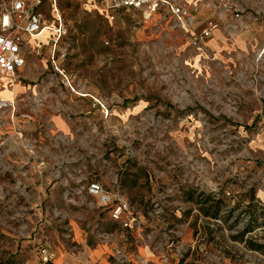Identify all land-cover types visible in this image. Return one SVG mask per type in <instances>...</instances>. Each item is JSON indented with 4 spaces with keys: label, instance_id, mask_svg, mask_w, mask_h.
Returning <instances> with one entry per match:
<instances>
[{
    "label": "rangeland",
    "instance_id": "1",
    "mask_svg": "<svg viewBox=\"0 0 264 264\" xmlns=\"http://www.w3.org/2000/svg\"><path fill=\"white\" fill-rule=\"evenodd\" d=\"M176 1L193 24L58 1L72 86L44 42L8 92L15 114L0 112V264H45L43 245L87 264L106 244L115 264H264V0Z\"/></svg>",
    "mask_w": 264,
    "mask_h": 264
},
{
    "label": "built area",
    "instance_id": "2",
    "mask_svg": "<svg viewBox=\"0 0 264 264\" xmlns=\"http://www.w3.org/2000/svg\"><path fill=\"white\" fill-rule=\"evenodd\" d=\"M59 0H0V112L15 114L17 98L16 94L9 97L2 93L5 89L12 90L22 81L21 71L26 66L27 56L37 48L30 46L27 39H38L44 32L49 33L52 46L49 61L70 85V79L64 69L58 64L57 51L61 39L66 33V25L59 13ZM48 3L56 12V23L48 24L45 21L42 8ZM101 5L110 19L122 9L140 10L143 16L150 20L161 10L172 15L181 23H189L191 9L176 0H101ZM217 22L207 20L205 26L196 36V40L211 37L217 29ZM104 109L105 105L99 102ZM91 195L100 197L105 204H112V218L128 225L126 217L128 203L123 198L106 191L101 182H92L88 187ZM38 254L45 264H52L54 254L48 246H40Z\"/></svg>",
    "mask_w": 264,
    "mask_h": 264
},
{
    "label": "crops",
    "instance_id": "3",
    "mask_svg": "<svg viewBox=\"0 0 264 264\" xmlns=\"http://www.w3.org/2000/svg\"><path fill=\"white\" fill-rule=\"evenodd\" d=\"M186 5V4H185ZM187 6V5H186ZM190 8V6H188ZM191 9V8H190ZM193 15H192V11H191V18H190V21L191 23L193 24ZM27 39L30 41V46H33L34 48H37L36 51L39 52L41 49H43V43L45 42V44L47 43L48 45H50V49H49V56H48V60L47 62H50L49 61V57H50V52H51V49H52V46H51V43H50V38H49V35L47 37V40L44 41L43 39L41 38H38L37 40L36 39H30L27 37ZM31 54H29L27 56V63H26V66L22 69L21 71V75H22V80L26 79V76H25V72H26V69L28 67V58L30 57ZM36 68L40 69L42 67V65L40 64H36L35 65ZM46 67V66H44ZM30 69L33 70V66L30 67ZM22 85V81L19 83ZM21 88V87H20ZM19 88V89H20ZM5 95H8V91H4L3 92ZM10 97H12L10 94H9ZM114 253V246L113 245H109V244H106V245H102L100 247H96L94 249L90 248L89 249V254H88V257L86 259V262L87 264H115L114 261H113V254ZM130 255V254H129ZM131 257L132 256H129L128 257V263L127 264H135L136 260L132 261L131 260ZM68 263H64V260L62 257H59L58 259H55L53 262V264H76L75 262H73L72 259H68Z\"/></svg>",
    "mask_w": 264,
    "mask_h": 264
},
{
    "label": "bare ground",
    "instance_id": "4",
    "mask_svg": "<svg viewBox=\"0 0 264 264\" xmlns=\"http://www.w3.org/2000/svg\"><path fill=\"white\" fill-rule=\"evenodd\" d=\"M4 91H8V92H10V91H12V90L5 89ZM4 91H3V92H4ZM3 92H2V93H3ZM0 93H1V92H0ZM7 96H9V94H8ZM9 97H10V96H9Z\"/></svg>",
    "mask_w": 264,
    "mask_h": 264
}]
</instances>
